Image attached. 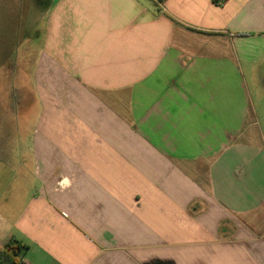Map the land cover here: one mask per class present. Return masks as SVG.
Here are the masks:
<instances>
[{
    "label": "crops",
    "instance_id": "0c3cea01",
    "mask_svg": "<svg viewBox=\"0 0 264 264\" xmlns=\"http://www.w3.org/2000/svg\"><path fill=\"white\" fill-rule=\"evenodd\" d=\"M3 1L35 61L0 95V251L264 264V0Z\"/></svg>",
    "mask_w": 264,
    "mask_h": 264
},
{
    "label": "rangeland",
    "instance_id": "374dc122",
    "mask_svg": "<svg viewBox=\"0 0 264 264\" xmlns=\"http://www.w3.org/2000/svg\"><path fill=\"white\" fill-rule=\"evenodd\" d=\"M18 8L19 5L16 3L9 4L5 3L3 0H0V95L3 97L15 95V77L17 75H23V77L27 78L28 80V78H30L29 76L31 75V66L33 61H35V51H17L18 46L20 47L19 41L17 39H19L20 36H17L16 39L15 35L8 34L9 31L11 32L14 30V24L7 25V21H9V23H14L16 21ZM16 43H18V45ZM30 86L31 84L28 82L23 83L22 104L24 107L29 106L31 102L32 92Z\"/></svg>",
    "mask_w": 264,
    "mask_h": 264
},
{
    "label": "trees",
    "instance_id": "16d2710c",
    "mask_svg": "<svg viewBox=\"0 0 264 264\" xmlns=\"http://www.w3.org/2000/svg\"><path fill=\"white\" fill-rule=\"evenodd\" d=\"M164 1V0H163ZM216 1V0H215ZM15 245L6 244L0 251V264H16V257L19 252L26 247L19 243L14 242Z\"/></svg>",
    "mask_w": 264,
    "mask_h": 264
},
{
    "label": "built area",
    "instance_id": "2783aa9c",
    "mask_svg": "<svg viewBox=\"0 0 264 264\" xmlns=\"http://www.w3.org/2000/svg\"><path fill=\"white\" fill-rule=\"evenodd\" d=\"M151 2H154L159 7L163 4V0H151Z\"/></svg>",
    "mask_w": 264,
    "mask_h": 264
}]
</instances>
